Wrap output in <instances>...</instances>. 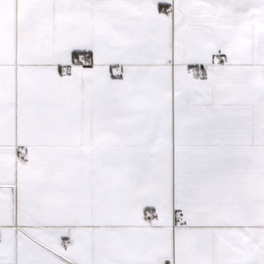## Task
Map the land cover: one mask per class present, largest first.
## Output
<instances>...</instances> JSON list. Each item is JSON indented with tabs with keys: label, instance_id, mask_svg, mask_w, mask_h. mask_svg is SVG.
Instances as JSON below:
<instances>
[{
	"label": "snow or ice",
	"instance_id": "6c2138e0",
	"mask_svg": "<svg viewBox=\"0 0 264 264\" xmlns=\"http://www.w3.org/2000/svg\"><path fill=\"white\" fill-rule=\"evenodd\" d=\"M0 264H264V0H0Z\"/></svg>",
	"mask_w": 264,
	"mask_h": 264
}]
</instances>
